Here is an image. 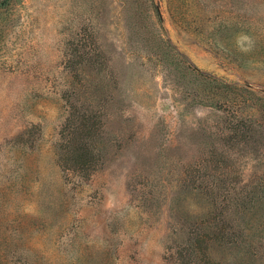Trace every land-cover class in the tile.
<instances>
[{
	"label": "rangeland",
	"instance_id": "obj_1",
	"mask_svg": "<svg viewBox=\"0 0 264 264\" xmlns=\"http://www.w3.org/2000/svg\"><path fill=\"white\" fill-rule=\"evenodd\" d=\"M0 264H264V0H0Z\"/></svg>",
	"mask_w": 264,
	"mask_h": 264
},
{
	"label": "clouds",
	"instance_id": "obj_2",
	"mask_svg": "<svg viewBox=\"0 0 264 264\" xmlns=\"http://www.w3.org/2000/svg\"><path fill=\"white\" fill-rule=\"evenodd\" d=\"M242 41L248 42L251 41V37L247 36L246 34H238L236 37V46L239 51L247 53L251 51V47H245L242 45Z\"/></svg>",
	"mask_w": 264,
	"mask_h": 264
}]
</instances>
